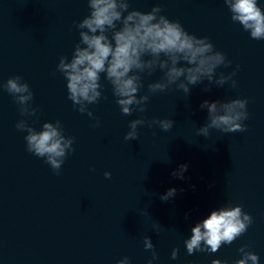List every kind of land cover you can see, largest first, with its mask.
<instances>
[{
  "label": "water",
  "instance_id": "1",
  "mask_svg": "<svg viewBox=\"0 0 264 264\" xmlns=\"http://www.w3.org/2000/svg\"><path fill=\"white\" fill-rule=\"evenodd\" d=\"M257 4L264 12V0ZM155 5L225 55L231 63L218 67L216 76L235 71V87L204 80L190 85L187 96L173 86L151 94L143 113L125 116L101 73V98L88 105L89 117L68 99L56 70L59 57L70 59L79 41L74 22L89 14L87 0H0V84L21 76L36 109L34 116H21L0 89V264H116L124 256L130 264H147L152 252L143 247L145 236L157 256L152 264H234L241 246L264 264V40L251 39L233 22L223 0H129V10L146 13ZM162 75L141 74L139 94ZM206 99H246V131L198 135L207 122L206 109H199ZM137 118L172 119L174 125L167 132L138 126V139L124 140ZM21 119L36 131L59 120L63 134L74 137L59 174L26 150L27 133L15 128ZM181 164L188 169L177 179L172 172ZM169 188L177 190L175 197L162 201ZM226 205H240L252 217L247 231L215 253L189 255L183 241L191 228Z\"/></svg>",
  "mask_w": 264,
  "mask_h": 264
},
{
  "label": "clouds",
  "instance_id": "2",
  "mask_svg": "<svg viewBox=\"0 0 264 264\" xmlns=\"http://www.w3.org/2000/svg\"><path fill=\"white\" fill-rule=\"evenodd\" d=\"M231 13V20L238 22L253 40H264V12L257 0H223ZM89 14L79 22H74L78 30L79 41L72 49V55L60 56L56 70L66 80L68 99L80 113L93 117L88 105L95 104L101 98V73L112 86V95L120 112L130 116L133 112L143 113L151 94L170 91L173 86L190 95V85L195 86L204 80L209 85L223 86L232 80L235 71L216 76L218 67H228L230 61L225 55L214 49L207 37H197L187 32L178 21H170L161 14L159 5L148 12L129 10V0H87ZM126 13V14H125ZM119 24V27L117 25ZM111 32V37L106 33ZM156 70L163 73L162 77L147 85V94L140 95L143 87L141 74L151 75ZM214 76L216 78L214 79ZM209 85L203 91L209 92ZM19 106L21 116H34L36 109L31 106L33 93L19 75L8 78L0 84ZM246 99L229 101L204 100L199 109L207 111V122L197 128V134L209 135L210 129L220 133H236L246 131L242 121L248 118ZM150 128L157 125L162 131L170 130L172 119L143 118L131 120L124 140L138 139V126ZM18 131L26 132L24 137L26 150L36 157L44 158L54 173L59 174L64 160L73 151L74 137L63 134L59 120L54 123L45 122L40 131L21 119L15 124ZM188 165L181 164L172 175L184 179ZM106 179L111 178L109 172L104 173ZM175 188H169L160 196L162 201L175 197ZM187 219V215L185 217ZM252 217L242 210L240 205H226L216 210L191 228V236L183 241L189 255L194 252L215 253L222 244H231L245 233L252 224ZM145 250L152 252V260L157 259L154 246L149 237L143 239ZM241 246L238 252L241 258L234 264H258L259 257ZM178 249L174 248L171 258L176 259ZM116 264H130L127 256L116 261ZM211 264H226L225 261L214 259Z\"/></svg>",
  "mask_w": 264,
  "mask_h": 264
}]
</instances>
